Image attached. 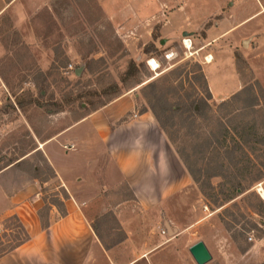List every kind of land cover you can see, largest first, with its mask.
Instances as JSON below:
<instances>
[{
    "label": "rangeland",
    "instance_id": "obj_1",
    "mask_svg": "<svg viewBox=\"0 0 264 264\" xmlns=\"http://www.w3.org/2000/svg\"><path fill=\"white\" fill-rule=\"evenodd\" d=\"M3 4L0 0V9ZM248 5V0L9 4L0 14V171L11 170L0 179L11 189L35 178L48 182L38 211L46 220L49 203L60 205L63 191L38 142L92 112L90 102L127 96L137 112L153 114L196 181L185 168L189 182L181 190L141 211L124 182L110 186L105 180L104 145L62 146L85 148L87 212L102 214L95 222L105 244L123 237L117 217L142 216L149 222L144 240L149 248L159 245L148 255L149 264H196L188 249L199 240L211 254L205 264H264V11L252 17L257 9ZM247 6V14L234 17ZM217 66L222 72L216 73ZM207 73L216 89L229 86L230 93L214 96ZM200 98L207 106L194 114L189 103ZM19 223L0 220V255L26 238ZM131 224L137 238L141 220Z\"/></svg>",
    "mask_w": 264,
    "mask_h": 264
},
{
    "label": "crops",
    "instance_id": "obj_2",
    "mask_svg": "<svg viewBox=\"0 0 264 264\" xmlns=\"http://www.w3.org/2000/svg\"><path fill=\"white\" fill-rule=\"evenodd\" d=\"M14 1L2 0L0 14ZM248 1L250 8L257 9L252 17H258L264 11V0ZM248 6L241 7L234 17L247 14ZM249 20L251 18L242 23ZM223 22L221 26L224 27ZM214 62L206 65L211 66ZM220 72L217 66L216 73ZM206 76L214 96L216 91L225 95L230 93L229 86L216 89L208 73ZM88 142L106 147L105 180L111 183L110 186L124 182L129 198L141 211L159 206L189 182L181 159L167 142L153 114L147 109L137 112L134 101L127 96L117 97L38 142L37 150L55 169L54 180L63 191L60 205L49 203L46 227L41 225L38 211L44 205L42 187L49 183H41L35 178L11 189V185L0 179V220L16 216L28 235L23 243L0 255V264H149L148 255L153 252L155 255L159 245L149 248V240H144L149 234L144 231L148 217H117L123 237L114 244H105L99 224L95 222L102 214L97 217L88 214L87 208L91 205L84 196L85 148L75 151L62 148L69 144L85 147ZM7 170L11 167L0 171V175ZM181 173L185 176L183 180ZM140 220L139 236L135 238L130 225L132 222L138 225Z\"/></svg>",
    "mask_w": 264,
    "mask_h": 264
},
{
    "label": "trees",
    "instance_id": "obj_3",
    "mask_svg": "<svg viewBox=\"0 0 264 264\" xmlns=\"http://www.w3.org/2000/svg\"><path fill=\"white\" fill-rule=\"evenodd\" d=\"M134 65H135L134 62H132V63L130 64L131 67H134ZM116 96H117V95H116ZM116 96H114L113 98H115ZM111 100H112V99H109V100H107L106 102H90L89 104H90L91 107H92V111H94V110H97L98 108L104 106L105 104H107V103L110 102ZM87 104H88V103H87ZM189 105H190L189 108H190V110L192 111V113H194V114H201V113H203L205 107L207 106V103H206V101H205L203 98H200V99H197V100L191 101V102L189 103ZM89 113H90V112H89ZM177 153H178V152H177ZM178 155H179L180 159L183 161V164H184L185 168L187 169L188 173L190 174V176L192 177V179L196 181V178H195L194 172H193L192 168L190 167L188 161L183 157V155H182L181 153H179ZM22 160H23V159H22ZM22 160H19L17 163L22 162ZM12 163H13V161L9 162V164H12ZM9 164H8V165H9ZM50 169H51V168H50ZM38 215H39V218H40V220H41V225H42L43 227H46L47 224H48L47 219H46V220H43V218H42V214H40V212H39ZM10 218H12V219H14V220H18L16 216H11ZM19 226L22 227V225H21L20 223H19ZM22 228H23V227H22ZM27 238H28V235L26 234V238H25L23 241L19 242L18 244H15L13 247H10V250H12L13 248L17 247V246L20 245L21 243H23L25 240H27ZM10 250H9V251H10ZM5 253H6V252H5ZM1 255H2V254H1Z\"/></svg>",
    "mask_w": 264,
    "mask_h": 264
},
{
    "label": "water",
    "instance_id": "obj_4",
    "mask_svg": "<svg viewBox=\"0 0 264 264\" xmlns=\"http://www.w3.org/2000/svg\"><path fill=\"white\" fill-rule=\"evenodd\" d=\"M186 31L182 32V35H187ZM163 43V41H162ZM189 253L196 262V264H205L211 259V254L202 240H199L189 247Z\"/></svg>",
    "mask_w": 264,
    "mask_h": 264
},
{
    "label": "bare ground",
    "instance_id": "obj_5",
    "mask_svg": "<svg viewBox=\"0 0 264 264\" xmlns=\"http://www.w3.org/2000/svg\"><path fill=\"white\" fill-rule=\"evenodd\" d=\"M185 40H186V39H185ZM185 44H186V45H185L186 48H189V47L191 46V45H189V43H188L187 40H186ZM149 64H150V66H153L152 68H157V67H158L156 61L153 60V59H151V60L149 61ZM262 195L264 196V193H262Z\"/></svg>",
    "mask_w": 264,
    "mask_h": 264
},
{
    "label": "built area",
    "instance_id": "obj_6",
    "mask_svg": "<svg viewBox=\"0 0 264 264\" xmlns=\"http://www.w3.org/2000/svg\"><path fill=\"white\" fill-rule=\"evenodd\" d=\"M1 230V229H0Z\"/></svg>",
    "mask_w": 264,
    "mask_h": 264
}]
</instances>
